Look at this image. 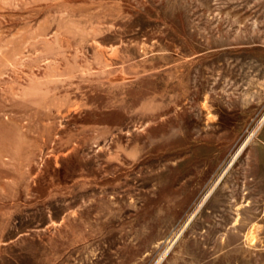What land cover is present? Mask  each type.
Listing matches in <instances>:
<instances>
[{"label": "rangeland", "instance_id": "obj_1", "mask_svg": "<svg viewBox=\"0 0 264 264\" xmlns=\"http://www.w3.org/2000/svg\"><path fill=\"white\" fill-rule=\"evenodd\" d=\"M258 201L264 0H0V264H264Z\"/></svg>", "mask_w": 264, "mask_h": 264}, {"label": "flooded vegetation", "instance_id": "obj_2", "mask_svg": "<svg viewBox=\"0 0 264 264\" xmlns=\"http://www.w3.org/2000/svg\"><path fill=\"white\" fill-rule=\"evenodd\" d=\"M258 199H260L261 198V192L258 190ZM258 207H257V213H258V218H259V220L260 219H262V216L264 215V202L262 203V202H260V201H258V205H257ZM262 226H264V223H262Z\"/></svg>", "mask_w": 264, "mask_h": 264}, {"label": "bare ground", "instance_id": "obj_3", "mask_svg": "<svg viewBox=\"0 0 264 264\" xmlns=\"http://www.w3.org/2000/svg\"><path fill=\"white\" fill-rule=\"evenodd\" d=\"M253 242H254V237L252 238V243H253ZM252 243H251V244H252Z\"/></svg>", "mask_w": 264, "mask_h": 264}]
</instances>
